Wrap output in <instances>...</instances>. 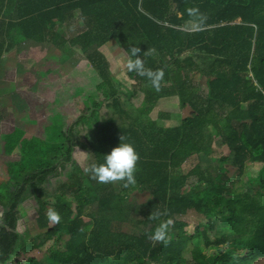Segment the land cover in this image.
I'll return each instance as SVG.
<instances>
[{
  "label": "trees",
  "instance_id": "1",
  "mask_svg": "<svg viewBox=\"0 0 264 264\" xmlns=\"http://www.w3.org/2000/svg\"><path fill=\"white\" fill-rule=\"evenodd\" d=\"M81 21L85 27L79 30L75 25ZM23 41L48 42L64 54L77 50L100 82L83 96L75 91L77 110L53 116L55 132L47 138L26 137L20 127L1 134L2 153L15 158L1 163L0 264H41L27 254L18 229L23 203L30 199L37 204L35 229L53 237L46 264H258L264 259V0H0V58ZM110 42L127 57L138 47L146 69L162 70L159 89L129 71L132 84L124 89L100 51ZM32 65L43 83L56 78L55 61L42 57ZM197 75L205 78V95L192 81ZM46 84L43 93L52 100ZM119 93L137 101L136 115L119 107ZM172 96L190 112L177 125H160L149 114L160 98ZM105 103L116 111L105 116ZM121 137L139 154L134 185L100 183L73 160L78 146L89 152L91 164L103 162ZM216 138L230 151L239 175L248 161L261 165L255 177L242 180L252 193L236 191L224 167L209 173L197 164L183 171L193 156L213 157ZM48 186L54 187L51 193ZM134 190L145 193L142 205L127 201ZM95 204V212L86 211ZM50 210L59 213V223L49 220ZM189 210L207 221L192 227L183 218ZM212 218L222 225L210 235ZM168 220L166 241L151 239ZM116 222L141 232L121 231Z\"/></svg>",
  "mask_w": 264,
  "mask_h": 264
},
{
  "label": "rangeland",
  "instance_id": "2",
  "mask_svg": "<svg viewBox=\"0 0 264 264\" xmlns=\"http://www.w3.org/2000/svg\"><path fill=\"white\" fill-rule=\"evenodd\" d=\"M114 43V44H113ZM107 43L100 48V51L105 55L109 61V68H111L115 77L126 87H130L132 80L127 73L126 65H121L118 62V58L125 57L126 53L115 42ZM71 51V49H70ZM45 57L51 61H55L59 64V68L56 78L52 76L53 80L49 83H43L42 78L32 70V64L38 61L40 58ZM83 58L79 52L75 54H64L56 48H53L47 43H33L30 41H23L19 43L13 49L5 52L0 58V137L3 133L12 131L15 127H20L25 131L26 137L32 135L41 138H47L55 132L53 128V116L61 111L71 114L74 110H77L75 102H77V95L75 94L76 87L80 88V92L85 93V90H89L91 85L84 82V79H88L92 74V68L87 65L85 60L81 62ZM125 62V61H124ZM94 84L99 83L100 80L96 73L94 74ZM88 77V78H86ZM192 81L198 90L199 95H205L207 92V86L205 78L202 76H193ZM50 87L54 92L53 99H49L46 93H43L44 85ZM43 88V89H42ZM83 93L81 94L83 96ZM119 107L126 110L131 115H136L137 109L135 103L128 101L123 94H118ZM50 101V102H49ZM172 102L177 103L176 97L171 99ZM134 103V104H133ZM86 107V106H85ZM245 107V105H244ZM87 108V107H86ZM163 109V107H161ZM161 109V110H162ZM160 109H154L150 112L149 116L153 119L157 118L158 111ZM163 110H169L170 120L165 119L161 121L163 124L177 125L181 121V117L186 116L190 110L181 109L176 107L174 103L167 106ZM102 113L105 116L113 114L116 110L112 106H107L106 103L102 107ZM226 110H222L225 113ZM116 114V113H115ZM119 119V115H117ZM84 134L86 130L83 131ZM212 149L215 151V155L210 157L207 154H201L199 156L191 157L182 168L184 172L193 169L197 164L209 173H215L219 170V167H224L228 170L227 176L233 179V187L236 191L246 190L252 193V189L244 185L242 180L246 176L255 177L261 167L258 163L246 162L244 171L239 175L237 167L232 164V155L227 147L221 143L219 139H215L212 144ZM73 160L79 164L84 171L91 166V158L89 152L76 146L72 152ZM226 158V161L220 159ZM15 157L6 156L1 150V138H0V173L2 172L1 163L7 159H13ZM66 178V174H63L61 179ZM120 182V181H119ZM231 182L228 183V186ZM54 187L48 186V192L51 193ZM189 188V187H188ZM184 189L187 192L189 189ZM67 194V193H66ZM69 197H71L68 194ZM127 201L130 204L142 205L146 201V195L143 192L134 190L127 195ZM37 204L35 199H30L23 203L24 215L19 221V231L24 235V244L28 246L27 254L37 257L41 264L49 263L46 259V250L53 244V237L48 236L45 230L37 231L35 229V219L37 217L36 212ZM97 209L96 204L87 207V212H95ZM49 213V212H48ZM183 218L190 221L192 227L198 223H205L207 219L202 214H198L194 210H189ZM129 223V222H128ZM127 222L115 223L121 231L135 232L136 234L141 232V228L133 227ZM211 223L215 225V229L210 232L213 235L214 232L219 231V227L222 225L220 218H212ZM213 251V248L208 250ZM186 257L189 259L190 254L187 253ZM119 261L118 257H114ZM12 264V263H8ZM258 264H264V259Z\"/></svg>",
  "mask_w": 264,
  "mask_h": 264
},
{
  "label": "clouds",
  "instance_id": "3",
  "mask_svg": "<svg viewBox=\"0 0 264 264\" xmlns=\"http://www.w3.org/2000/svg\"><path fill=\"white\" fill-rule=\"evenodd\" d=\"M129 52L130 55L126 61L127 70L129 72H135L140 76L147 77L151 81L152 86L158 90L160 81L163 79V71L146 69L143 58H140L138 55L140 52L138 47H131ZM138 160L139 154L136 152L134 145L130 142H124V138L121 137L118 146L112 148L109 153L103 155V162L92 163L87 171H89L92 177L100 183L123 181L125 182L124 186L127 187L128 185H134L136 183L135 172ZM158 215L159 213L155 216H150L152 219H156ZM48 218L53 223H59L61 219L59 213L53 210L49 211ZM171 224V220L161 222L155 229L151 239L158 242H165Z\"/></svg>",
  "mask_w": 264,
  "mask_h": 264
},
{
  "label": "crops",
  "instance_id": "4",
  "mask_svg": "<svg viewBox=\"0 0 264 264\" xmlns=\"http://www.w3.org/2000/svg\"><path fill=\"white\" fill-rule=\"evenodd\" d=\"M76 27H78L79 28V30L81 29V28H84L85 26L83 25V23H82V21L81 22H79L78 23V25H75V28ZM64 31H65V29H63ZM45 43H47V44H50V43H48V42H45ZM111 43V42H110ZM113 43V42H112ZM109 44V43H108ZM114 44V43H113ZM51 45V44H50ZM106 46H107V44H106ZM69 53H71V54H75V53H78L79 54V52L77 51V50H71ZM127 59H128V57L127 56H125V57H120V59L118 58V62L120 61L121 62V65H126V61H127ZM83 60H85V62H86V66L87 65H89L91 68H92V70L94 71V74L96 73V75H97V71H95V69L93 68V66L85 59V58H82L81 59V62L83 61ZM108 60V59H107ZM125 61V62H124ZM109 62V61H108ZM110 64V63H109ZM110 66V65H109ZM109 70L111 71V73L114 75V73L112 72V70H111V68H109ZM93 71H92V74H90V76H89V78L88 77H86V78H88V79H84L83 81L84 82H86L88 85H90V84H92L93 82H94V76H93ZM127 73H128V70H127ZM115 76V75H114ZM97 77H98V75H97ZM100 79V78H99ZM122 86H123V88L125 89V86L122 84ZM127 88V87H126ZM78 90H80V88L78 89V87H76V92L78 91ZM122 91H123V89H122ZM173 97H175V96H172V97H163V98H160L159 100H158V102L156 103V105L154 106V108H153V110L155 109H160L159 111H158V114H157V118L156 119H153L152 117H151V119H153V120H157L158 122H159V124L160 125H162L163 123L161 122V121H163L164 119L166 120V118H164V119H161L159 116L161 115V114H169V110H163V109H165L167 106H170V104L171 103H174L175 104V106L176 107H178L179 105H178V102L177 103H175V102H172L171 101V99L173 98ZM161 107H163V109L161 108ZM162 109V110H161ZM169 116H170V114H169ZM150 117V116H149ZM183 117H181V119H182ZM170 120V117H169V119H167L166 121H169ZM179 124V123H178ZM163 125H165V124H163ZM165 126H172V124H167V125H165Z\"/></svg>",
  "mask_w": 264,
  "mask_h": 264
}]
</instances>
